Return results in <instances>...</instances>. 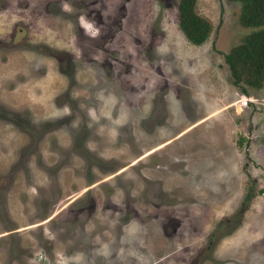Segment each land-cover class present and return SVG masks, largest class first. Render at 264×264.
<instances>
[{
  "label": "rangeland",
  "instance_id": "374dc122",
  "mask_svg": "<svg viewBox=\"0 0 264 264\" xmlns=\"http://www.w3.org/2000/svg\"><path fill=\"white\" fill-rule=\"evenodd\" d=\"M0 0V264H264V82L240 2Z\"/></svg>",
  "mask_w": 264,
  "mask_h": 264
},
{
  "label": "trees",
  "instance_id": "16d2710c",
  "mask_svg": "<svg viewBox=\"0 0 264 264\" xmlns=\"http://www.w3.org/2000/svg\"><path fill=\"white\" fill-rule=\"evenodd\" d=\"M240 2L238 23L255 28L244 34L238 44L224 55L235 85L258 88L264 82V0H229ZM197 0H178L177 26L185 39L193 45L205 42L211 23L196 11Z\"/></svg>",
  "mask_w": 264,
  "mask_h": 264
}]
</instances>
